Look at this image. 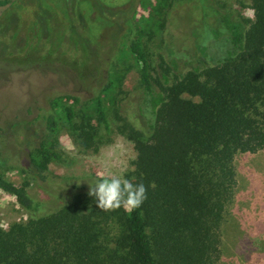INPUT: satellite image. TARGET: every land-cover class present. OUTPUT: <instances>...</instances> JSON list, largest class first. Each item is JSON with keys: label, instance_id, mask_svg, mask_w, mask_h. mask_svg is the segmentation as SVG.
<instances>
[{"label": "trees", "instance_id": "1", "mask_svg": "<svg viewBox=\"0 0 264 264\" xmlns=\"http://www.w3.org/2000/svg\"><path fill=\"white\" fill-rule=\"evenodd\" d=\"M45 1L40 20L50 13L57 18L50 35L59 25L62 32L55 46L50 37L38 46L43 53L28 57L44 65L56 60L76 83L99 86L86 96L49 99L22 184L6 178L0 151V190L27 214L0 227V264H216L237 184L234 158L264 149V0H248L252 17L225 0L212 6L199 0V27L211 38L187 29L186 46L172 38L182 29L170 18L177 0H127L109 9L102 0ZM83 4L102 17V30L81 25ZM12 5L0 0V11ZM138 8L146 14L136 16ZM158 37L162 44L146 51L145 43ZM132 68L139 87L131 120L122 115L121 99L111 103L116 130L135 151L125 178L142 182L146 198L131 212L103 210L88 195V183L104 177H56L49 164L71 162L59 148L62 126L78 152L97 150L99 131L111 129L104 99L121 92ZM30 182L49 195V207L29 194Z\"/></svg>", "mask_w": 264, "mask_h": 264}, {"label": "rangeland", "instance_id": "2", "mask_svg": "<svg viewBox=\"0 0 264 264\" xmlns=\"http://www.w3.org/2000/svg\"><path fill=\"white\" fill-rule=\"evenodd\" d=\"M12 1L11 7L7 6L0 11V128L3 131L0 151L4 160L1 170L13 183L22 184L27 176L21 169L27 162V151L35 144L36 135L42 132V117L49 111V99L64 93L86 96L92 88L99 85H91V89H88L86 85L76 83L72 80L68 67L56 60L44 65V61L35 56L29 58L28 55L31 53L37 55L43 53L38 46L45 40L49 43L50 37L53 38L51 46H55L54 37L62 32L61 26L59 25L60 31H53L54 34L50 35L49 31L52 30L57 18L46 12L45 20H40L43 10L39 3L42 0ZM125 1L127 0H102L106 9L114 8ZM225 1L241 15L253 16L248 0ZM203 2L212 6L216 0ZM199 3V0H177L170 13L175 25L180 24L183 29H178V36L172 38L177 42L181 41L183 46L190 41L187 29L192 33H200L203 38H211L205 29L202 31L199 27L201 24ZM53 7L50 4V9ZM83 8L85 16L81 25H91L93 32L98 31V27L99 31L102 30L105 24L99 22L102 17L95 16L86 4H83ZM146 12L138 8L136 16ZM39 27L43 29L40 33L37 32ZM159 39L160 37L145 43V50L154 51L162 44L159 43ZM56 49L60 51V47L56 46ZM78 54L83 56L80 52ZM106 54V49L102 48L100 52L102 60L106 58ZM59 66L65 70L64 74L60 72ZM138 87L136 69L132 68L124 74L121 92L115 90L111 96L104 99L111 129L108 132L99 131L96 151L78 152L65 127H60L57 136L59 148L71 162L62 164L52 161L49 164V171L53 176L125 177L126 173L132 170L131 160L135 156L133 143L117 132L111 101L113 98L121 99L122 115L131 120L132 102L135 101ZM234 164L238 175L237 184L233 201L221 226L220 255L216 264H264V149L255 153H239L234 158ZM52 186L49 184L46 188L51 191ZM27 190L32 197L44 202L45 207H49L46 202L49 195L46 196L38 183L30 182ZM65 192L66 190L60 193ZM26 218V212L17 204L15 198L0 190V227L7 228L11 223L24 221Z\"/></svg>", "mask_w": 264, "mask_h": 264}, {"label": "clouds", "instance_id": "3", "mask_svg": "<svg viewBox=\"0 0 264 264\" xmlns=\"http://www.w3.org/2000/svg\"><path fill=\"white\" fill-rule=\"evenodd\" d=\"M88 195L97 208L111 210L123 207L131 212L146 198V189L142 182L133 183L123 175H111L88 183Z\"/></svg>", "mask_w": 264, "mask_h": 264}]
</instances>
